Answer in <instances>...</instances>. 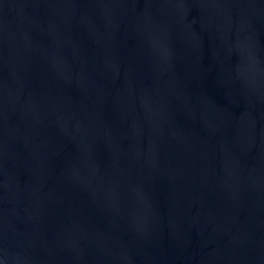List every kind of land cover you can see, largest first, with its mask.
Listing matches in <instances>:
<instances>
[{
  "label": "water",
  "instance_id": "obj_1",
  "mask_svg": "<svg viewBox=\"0 0 264 264\" xmlns=\"http://www.w3.org/2000/svg\"><path fill=\"white\" fill-rule=\"evenodd\" d=\"M0 264H264V0H0Z\"/></svg>",
  "mask_w": 264,
  "mask_h": 264
}]
</instances>
